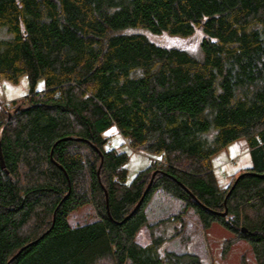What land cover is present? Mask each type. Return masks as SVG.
I'll return each instance as SVG.
<instances>
[{
	"label": "trees",
	"instance_id": "trees-1",
	"mask_svg": "<svg viewBox=\"0 0 264 264\" xmlns=\"http://www.w3.org/2000/svg\"><path fill=\"white\" fill-rule=\"evenodd\" d=\"M23 76L26 102L0 114V264H204L136 241L158 191L264 264V0H0V78ZM112 129L161 162L128 184ZM240 140L253 165L222 190L212 158ZM88 205L97 219L72 227Z\"/></svg>",
	"mask_w": 264,
	"mask_h": 264
},
{
	"label": "rangeland",
	"instance_id": "rangeland-1",
	"mask_svg": "<svg viewBox=\"0 0 264 264\" xmlns=\"http://www.w3.org/2000/svg\"><path fill=\"white\" fill-rule=\"evenodd\" d=\"M152 42L163 47H175L178 39L166 34H147ZM201 36H195L185 41L182 46L197 49ZM45 88L43 80L38 82L36 90L41 92ZM30 86L27 76H23L18 85H14L4 78H0V102H11L7 110L13 112L15 107L23 106ZM6 112V110H4ZM3 113V111H1ZM0 113V114H1ZM4 120L5 115L2 117ZM1 119V118H0ZM108 149L117 153L129 154L130 160L126 165L128 171V184L153 161L161 162L162 157H153L148 154L133 151L127 140L123 139L117 129L110 130ZM213 170L218 184L225 190L233 180L236 173L252 167L250 149L244 140L228 145L224 150L212 158ZM184 210V204L158 191L147 204L145 212L148 218L147 225L143 226L136 236V241L147 245L153 239H162L161 253H174L177 255L190 254L197 256L204 264H257L251 245L246 240H236L233 233L218 223L204 229L198 215L188 210L179 219ZM97 219V213L92 206H85L70 214L69 223L72 227L81 226ZM229 247L227 256L224 250Z\"/></svg>",
	"mask_w": 264,
	"mask_h": 264
},
{
	"label": "water",
	"instance_id": "water-1",
	"mask_svg": "<svg viewBox=\"0 0 264 264\" xmlns=\"http://www.w3.org/2000/svg\"><path fill=\"white\" fill-rule=\"evenodd\" d=\"M20 109V106H18L17 107V110H19ZM98 173L100 174V169H99V171H98ZM156 174H157V172H155L153 175H152V177H151V180H150V182H149V184H148V186H147V188H146V190H145V192H144V194H143V196H142V198H141V200L139 201V203L137 204V206L135 207V209H134V211L137 209V208H139L141 205H142V203H143V201H144V199H145V197H146V195H147V193L149 192V190L151 189V187H152V184H153V182H154V179H155V176H156ZM181 184V183H180ZM182 185V184H181ZM183 186V185H182ZM184 187V186H183ZM185 188V187H184ZM186 189V188H185ZM187 190V189H186ZM188 191V190H187ZM188 193L195 199V201L198 203V204H200L202 207H204L205 209H207L204 205H202L197 199H196V197L193 195V194H191L189 191H188ZM106 202H107V208H108V213H109V199H108V195H107V193H106ZM226 203V202H225ZM58 209V208H57ZM208 210V209H207ZM133 211V212H134ZM210 211V210H209ZM212 213H214V214H216V212H214V211H211ZM56 213V212H55ZM220 216H222V217H226L227 215H228V210H227V208H226V211L224 212V213H218ZM109 215H110V213H109ZM55 220V219H54ZM241 232L244 234V235H250V236H255L256 234H257V232H250L248 229H246V228H242L241 229ZM22 251V250H21ZM21 251L17 254V255H15L11 260H10V262L9 263H11L12 261H14V259L21 253Z\"/></svg>",
	"mask_w": 264,
	"mask_h": 264
},
{
	"label": "built area",
	"instance_id": "built-area-1",
	"mask_svg": "<svg viewBox=\"0 0 264 264\" xmlns=\"http://www.w3.org/2000/svg\"><path fill=\"white\" fill-rule=\"evenodd\" d=\"M11 104H12V103H11V102H8V101L3 102V103L0 105V113H1L2 110L7 109V107H10ZM108 151L111 152V151H113V150H112V149H109Z\"/></svg>",
	"mask_w": 264,
	"mask_h": 264
}]
</instances>
